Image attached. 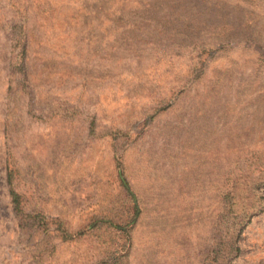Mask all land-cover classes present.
Returning a JSON list of instances; mask_svg holds the SVG:
<instances>
[{"label":"rangeland","instance_id":"obj_1","mask_svg":"<svg viewBox=\"0 0 264 264\" xmlns=\"http://www.w3.org/2000/svg\"><path fill=\"white\" fill-rule=\"evenodd\" d=\"M0 264H264V0H0Z\"/></svg>","mask_w":264,"mask_h":264}]
</instances>
